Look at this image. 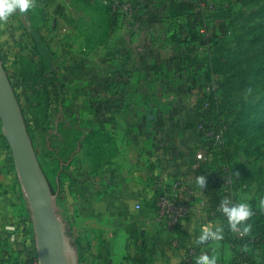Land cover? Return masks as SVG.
Returning <instances> with one entry per match:
<instances>
[{
    "label": "crops",
    "instance_id": "0c3cea01",
    "mask_svg": "<svg viewBox=\"0 0 264 264\" xmlns=\"http://www.w3.org/2000/svg\"><path fill=\"white\" fill-rule=\"evenodd\" d=\"M94 3L47 0L43 16L33 17L32 11L19 14L20 22L30 27L25 45L57 63V105L53 106L68 115L89 98V127L81 124L80 112L77 122L55 124L57 131H73L72 136L59 134L56 148L49 144V134L47 138L48 151L60 161L58 171H66L78 155L79 171L86 177L73 185L79 191L72 203L77 207V219L72 215L71 220L73 233L75 226L83 229L79 236L74 233L78 264H177L187 248H197L198 256H215L222 264L221 253L210 249L212 240L196 243L205 228L223 230L220 220L189 219L174 233L176 248H168L170 237L153 223L151 181L161 168L171 176L184 177L194 189L199 187L196 178L206 177L194 158L200 145L192 133L198 124L194 103L199 96L183 98L159 82L151 91L146 88L143 96L133 83L137 67H156L178 51L190 52L192 46L165 42L166 26L152 11H139L135 27L120 19L114 25L110 13L96 11ZM147 3L153 0L138 4ZM178 23H186L185 18ZM1 42L10 49L4 34ZM154 95L167 105L148 108ZM91 129L105 130L107 139L89 138ZM76 131L82 132L78 139ZM5 154L0 145V264H27L32 260L31 224L25 219L24 195L9 176Z\"/></svg>",
    "mask_w": 264,
    "mask_h": 264
},
{
    "label": "rangeland",
    "instance_id": "374dc122",
    "mask_svg": "<svg viewBox=\"0 0 264 264\" xmlns=\"http://www.w3.org/2000/svg\"><path fill=\"white\" fill-rule=\"evenodd\" d=\"M46 3L47 0H33V6L26 12L32 11L33 17L43 16ZM207 3L210 7L217 6V11L212 9L213 12L208 14V27H212L215 22L222 23L225 27V34L220 37L217 46H212L208 51V45L200 48V51L206 50L207 53L215 52L220 58L216 63L219 71L214 76L216 88L210 108L216 124L224 129V145L212 155L209 169L225 171L230 175L235 194L241 201L249 203L252 212L243 222L251 225L243 239L221 237L220 240L211 241L210 249L221 253L222 264H264V212L260 205V199L264 197V0H208ZM96 6L98 12L102 9V12L112 13L114 25L119 22L111 7L109 9L99 3ZM24 13L17 12L7 21H0V59L18 100L39 165L53 188V193L57 194L53 202L54 209L59 218L69 226L68 235L75 245L77 239L71 220L72 215L77 219V207L73 208L72 203L79 197L77 187L73 186L77 184L74 182L75 177L82 180L79 176L80 157L74 156L66 171L59 172L60 161L48 151L47 138L49 134V144L56 148L57 139L62 134L72 136L73 131H57L55 124L63 120L77 122L80 112L79 115L83 118L81 124L89 127V98H83L75 105L76 112L72 109L68 115H64L62 108L53 106L57 105V63L47 61L39 51L35 59L31 58L32 55L24 50L26 39L19 29V14ZM215 13L217 17L212 16ZM11 22H14L13 25ZM9 25L14 27L13 32ZM29 30L30 27L28 32ZM3 34L11 42L10 49H5L1 42ZM51 53L56 55L55 51ZM47 102L53 108H48ZM89 132V138L94 139L97 135V138L107 139L103 129H91ZM1 133L0 127V145L5 149L7 169L9 168L14 183L24 195L9 148ZM81 133L76 131L75 138L78 139ZM26 210L25 219L30 221L27 202ZM30 227L29 254L31 259L36 260L32 225ZM226 231L223 230V233L226 234ZM34 264H37V260Z\"/></svg>",
    "mask_w": 264,
    "mask_h": 264
},
{
    "label": "trees",
    "instance_id": "16d2710c",
    "mask_svg": "<svg viewBox=\"0 0 264 264\" xmlns=\"http://www.w3.org/2000/svg\"><path fill=\"white\" fill-rule=\"evenodd\" d=\"M207 2L208 0H153V3H147L146 5L141 6L140 4H138L139 0L133 1V27H135V16L137 13H139V11H152L155 15L159 16L161 21L166 26L164 39L165 42L170 41L176 43H184L192 46V50H190V52L178 51L174 54L173 57L163 61L162 63H159V65H157L156 67L151 66L149 68L143 69L137 67L136 71L138 72V75L135 79L136 81H133L134 85L136 86V88L137 85H139L137 90L141 91V95L143 96H145L144 94L146 92V88L151 91L153 88L156 87V82H159L161 86L162 83H164L165 87H163V89L170 87L171 90L177 91L179 95L181 94L182 97L186 99H188L191 95H196L197 93L202 92L201 97L203 98H201L200 101H207L209 105V110L202 112L198 103L194 105L195 122H197L198 124L200 123L201 117L203 115H206L207 117L211 116L210 106L212 104L211 98L213 95V91L210 94H205L203 91L207 83L210 81L211 77H214L215 74L219 71V69L216 68V63L219 62L220 58L215 55V52L207 53V51L210 50L212 46H217L220 37L225 34V27L222 23H216L215 21H213L215 23L212 24V27H208V14L213 12L212 9H216L215 11H217V6L214 5L210 7ZM218 11L220 12L219 7ZM108 13H110V16L113 18L112 13L110 11ZM212 16L217 17L218 15H216L215 13ZM181 17L185 18L186 23H178ZM28 27L20 30L22 36L25 37V39L29 38ZM200 45H208L207 51H200L198 49V46ZM24 50L27 53H30L33 58L37 54L36 48L31 45H25ZM137 90L135 93H137ZM146 97L145 100H147L148 98ZM48 102L47 104L49 108L50 103ZM159 104H162L164 106L167 105L161 103L160 98H156L154 95V99H149L147 107L149 108V106H154L156 108ZM137 106H140V104ZM211 117L212 120L216 119L213 118V116ZM198 124L195 125L194 130H192V133L194 135V138H196L197 141L200 142V147L202 145V141L199 137V133L197 130ZM200 168H202L207 175L209 164L200 165L198 169ZM79 176L82 180L86 179L85 175L81 173ZM77 178L75 177V180H77ZM75 180L74 182H76ZM49 186L51 192L53 193V188L50 184ZM262 212H264V208L262 209ZM208 219H210V216L208 217ZM221 221L223 230H227L226 234H222V239H225L229 236L233 238L234 234L231 226L228 224V221L224 218H221ZM242 225L243 222H241L239 226L242 228ZM77 244L78 242L75 244L76 249ZM195 251L196 257H183L177 264H196V259L197 257H199L197 255V248ZM35 262L36 260L32 259L27 264H34Z\"/></svg>",
    "mask_w": 264,
    "mask_h": 264
},
{
    "label": "built area",
    "instance_id": "2783aa9c",
    "mask_svg": "<svg viewBox=\"0 0 264 264\" xmlns=\"http://www.w3.org/2000/svg\"><path fill=\"white\" fill-rule=\"evenodd\" d=\"M97 3L112 9L117 14L122 24L127 23L128 26L133 24V1L134 0H94ZM116 12V13H115ZM28 26L20 22L19 29ZM216 88V78L211 77L210 81L204 88L205 94H210ZM202 92L196 94L195 97L202 112L209 110L207 101L201 100ZM212 117L203 115L197 126L199 137L202 145L194 154L195 160L200 165L210 164L212 155L220 151L224 145V129L218 126ZM207 170L205 177L206 187L197 189L188 186L186 180L182 176H171L165 170H160L151 181L152 206H153V223L161 231L170 237L168 248H176L177 242L174 233L181 229L189 219L203 218L204 221L210 219L224 218L228 221L227 216L222 212L221 205L227 200L229 205L246 203L241 201L233 190V179L225 171ZM11 174V173H10ZM13 175L11 174V178ZM249 205V204H248ZM136 209L139 206L135 207ZM228 224L230 225L229 221ZM13 229V228H11ZM73 229V227H72ZM234 237L243 239L246 236L241 234L243 228L237 225L236 229H232ZM74 233L79 236L83 233V229L75 226ZM183 257H196L194 248H187ZM198 258V257H197Z\"/></svg>",
    "mask_w": 264,
    "mask_h": 264
},
{
    "label": "water",
    "instance_id": "95a60500",
    "mask_svg": "<svg viewBox=\"0 0 264 264\" xmlns=\"http://www.w3.org/2000/svg\"><path fill=\"white\" fill-rule=\"evenodd\" d=\"M0 127L30 214L37 264H78L74 242L56 213L14 90L0 60ZM67 226V228H66Z\"/></svg>",
    "mask_w": 264,
    "mask_h": 264
},
{
    "label": "clouds",
    "instance_id": "9594fccd",
    "mask_svg": "<svg viewBox=\"0 0 264 264\" xmlns=\"http://www.w3.org/2000/svg\"><path fill=\"white\" fill-rule=\"evenodd\" d=\"M33 6V0H0V21H7L8 18L14 13H24ZM196 183L199 187H206V180L204 177L196 178ZM260 205L264 208V197L260 199ZM222 212L227 216L232 229H236L237 225L241 222L246 221L252 212L250 207L246 203H238L229 205L227 200H225L221 205ZM243 231L241 234H245L251 228L250 224L242 225ZM223 230L220 227L205 228L200 235L199 239L196 241L198 245H203L210 240H219L222 237ZM196 264H217L215 256H209L207 254H202L196 259Z\"/></svg>",
    "mask_w": 264,
    "mask_h": 264
}]
</instances>
